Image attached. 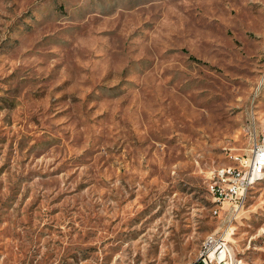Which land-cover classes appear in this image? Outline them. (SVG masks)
<instances>
[{"label":"rangeland","instance_id":"374dc122","mask_svg":"<svg viewBox=\"0 0 264 264\" xmlns=\"http://www.w3.org/2000/svg\"><path fill=\"white\" fill-rule=\"evenodd\" d=\"M263 119L264 0H0L1 264H191ZM232 227L264 264V176Z\"/></svg>","mask_w":264,"mask_h":264},{"label":"built area","instance_id":"2783aa9c","mask_svg":"<svg viewBox=\"0 0 264 264\" xmlns=\"http://www.w3.org/2000/svg\"><path fill=\"white\" fill-rule=\"evenodd\" d=\"M250 156L234 155L236 165L217 166L206 175L207 191L212 200V213L224 210L226 218L219 233L206 234L191 264H238L234 258L229 237L233 231V221L244 204L247 189L255 182V177L264 173V119L261 123V134L253 138L250 145ZM1 264V262H0Z\"/></svg>","mask_w":264,"mask_h":264},{"label":"bare ground","instance_id":"6f19581e","mask_svg":"<svg viewBox=\"0 0 264 264\" xmlns=\"http://www.w3.org/2000/svg\"><path fill=\"white\" fill-rule=\"evenodd\" d=\"M263 176H264V173H260V174H258V175L255 177V182H256V181L258 182V180H260Z\"/></svg>","mask_w":264,"mask_h":264}]
</instances>
